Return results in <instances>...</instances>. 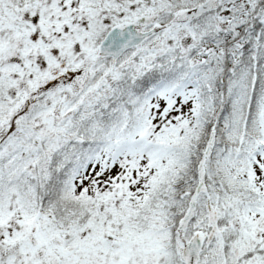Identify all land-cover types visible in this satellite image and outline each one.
<instances>
[{
	"label": "snow or ice",
	"instance_id": "6c2138e0",
	"mask_svg": "<svg viewBox=\"0 0 264 264\" xmlns=\"http://www.w3.org/2000/svg\"><path fill=\"white\" fill-rule=\"evenodd\" d=\"M0 264H264V0H0Z\"/></svg>",
	"mask_w": 264,
	"mask_h": 264
}]
</instances>
